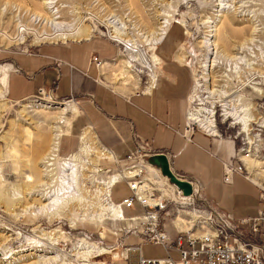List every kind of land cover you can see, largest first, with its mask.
Wrapping results in <instances>:
<instances>
[{
  "label": "rangeland",
  "instance_id": "1",
  "mask_svg": "<svg viewBox=\"0 0 264 264\" xmlns=\"http://www.w3.org/2000/svg\"><path fill=\"white\" fill-rule=\"evenodd\" d=\"M57 23L65 24L61 30L91 31L87 38L102 37L118 47L119 54L107 67L105 76L112 88L124 93L149 85L157 71L154 56L158 55V48L171 43L180 45L195 79L189 99L191 128L212 135L206 125L211 123L219 134L215 137L231 143L234 148L231 167L242 168L247 177L240 161L243 151H250L253 158L264 163V0H0V264H45V259L52 257H59L64 264H78L83 261L79 256L80 248L86 246L95 248L98 254L83 264H121L127 256L131 257L127 249L134 247L133 242L138 237L141 243H147L142 246L145 258L163 257L165 250L149 242L143 222L118 221L120 216L112 219L100 209L103 201L99 194L106 183L141 169L140 179L149 183L157 199L164 198L158 213L162 229L171 225L178 234L176 221L181 217L189 221L188 230L200 233L203 226L210 232L206 222L211 223L210 218L215 220L216 212L203 193L198 194L188 209L170 202L172 187L164 184L167 179L163 178L162 182L142 164L141 154L132 155V159L122 164L103 160L100 149L103 147L92 136L95 151L88 158L81 150L82 143L72 156H60V139L70 132L75 113L68 114L62 123L54 118L62 110H71L72 103L55 98L48 100L39 94L17 104L9 101L5 89L6 66L18 54L35 53L49 43L86 39L59 40L61 35L75 31L58 34L61 27L56 26ZM111 25L118 27L126 40H133L130 44H136L137 53L146 57L147 68L132 60L136 58L133 56L136 51L132 52L129 44L111 38L114 35ZM225 29L236 33L250 29L253 37L240 40L243 46L237 43L239 39H232L231 52L224 53L217 46ZM229 53L233 54L229 56ZM124 68L135 77L132 83L123 84L124 81L117 78ZM254 68L258 72L252 71ZM255 73L257 80L249 82ZM259 90L261 94L250 99L249 96ZM241 98H245L243 104ZM248 103L252 104L254 116L249 127L252 146L243 133L245 118L239 107ZM236 114L239 116H234ZM192 115L196 120L190 121ZM84 132L77 134L78 139H82ZM56 142L58 149L53 152ZM43 147L45 152H40ZM134 165L138 166L131 169ZM75 168L83 176L79 178L84 190L82 202L75 199L77 190L67 182ZM262 169L264 171V165ZM262 171L258 172V183L264 187ZM122 188V185L116 187L115 203L125 194ZM61 191L74 199L66 208L65 217L49 219L46 214H40L36 206L32 208L35 204H51ZM47 193L49 197H43ZM186 211L197 220L186 216L183 213ZM212 224L216 227L217 223Z\"/></svg>",
  "mask_w": 264,
  "mask_h": 264
},
{
  "label": "crops",
  "instance_id": "2",
  "mask_svg": "<svg viewBox=\"0 0 264 264\" xmlns=\"http://www.w3.org/2000/svg\"><path fill=\"white\" fill-rule=\"evenodd\" d=\"M118 54V47L102 37L49 43L35 53L18 54L6 66V95L10 102L17 104L35 98L43 89L52 92L55 99L73 104L75 120L70 132L60 139V156L66 158L78 152L80 131L95 136L103 147L100 149L110 153V161L121 164L127 163L139 147L164 152L169 154L176 172L200 184L206 201L217 214L236 220L257 217L263 209L260 196L264 187L252 179L246 167L249 177L235 172L230 182L225 181V168L231 166L233 157L232 144L201 130L192 129L186 134L195 79L180 45L171 43L158 48V55L154 56L157 71L152 80L132 93L117 91L106 80L107 67ZM119 185L125 194L115 203L113 197ZM112 188L110 200L120 211L118 221L131 222L146 216L138 203L133 208L123 205L132 192L122 176ZM165 227L168 243L173 244L177 232L171 225ZM140 238L133 242L136 250L127 253L131 257L126 254L121 264H140L141 257L147 259L142 250L147 243H141ZM155 245L165 250V255L155 260H166L170 255L179 264L178 251ZM190 264H202V259L192 260Z\"/></svg>",
  "mask_w": 264,
  "mask_h": 264
},
{
  "label": "built area",
  "instance_id": "3",
  "mask_svg": "<svg viewBox=\"0 0 264 264\" xmlns=\"http://www.w3.org/2000/svg\"><path fill=\"white\" fill-rule=\"evenodd\" d=\"M97 64L99 66L101 62ZM39 96H46V98L54 97L52 92H46L43 89H40ZM191 130V125L188 123L186 134L188 135ZM136 154L142 155L143 160L141 161L145 166L148 164V158L158 154H164L170 160L169 154L164 152H153L147 147H139ZM132 158V155L128 157V159ZM135 166L138 165L132 166L131 169ZM225 170L226 182H230L231 175L235 172L244 174L242 168L230 166L226 167ZM172 172L177 178L187 181L192 185L193 195L191 197H184L178 189L179 192L171 188V184L167 179V182L164 184L172 189V198L170 202L180 204L182 209H188L189 206H193V201L198 197V194L202 192V188L194 179L179 174L173 168ZM141 177L142 169L133 177L124 178L127 180L132 196L125 200L123 205L126 208H133L134 205L138 203L145 209L146 235L149 236V242L163 245L166 250L175 249L178 251L181 257L179 264H190L192 260H197L198 258L202 259V264H264V190L260 196L263 209L259 212L257 217L236 220L216 213L214 217L215 220L210 218L211 223L206 222V225L213 231L210 230V232H206L207 229H204L203 226L200 233L194 232L192 229L185 231L177 228L178 234L172 244L168 243L169 233L164 228L162 229L159 224L158 213L163 207L164 198L163 196L160 198L159 206L150 203L147 196L151 194L154 195V193L151 191V187L148 186L149 183L145 180H141ZM158 178L160 177L158 176ZM118 207H121V205H118ZM214 222L217 223L215 225L216 227L212 224ZM185 245L187 246L185 247ZM133 250H136V248H129L127 252ZM140 263L176 264L170 255L166 260L144 259L141 257Z\"/></svg>",
  "mask_w": 264,
  "mask_h": 264
},
{
  "label": "bare ground",
  "instance_id": "4",
  "mask_svg": "<svg viewBox=\"0 0 264 264\" xmlns=\"http://www.w3.org/2000/svg\"><path fill=\"white\" fill-rule=\"evenodd\" d=\"M48 3H50V2H48ZM47 3V5H49ZM45 5H46V3H45ZM40 10V9H39ZM47 18H50V16L49 17H47ZM45 19V18H44ZM35 20H37V19H35ZM48 20V19H47ZM41 21V20H40ZM42 21H44V20H42ZM49 21V20H48ZM47 21V22H48ZM54 21V20H53ZM111 24V23H110ZM117 25H118V22L116 23ZM56 26L57 25H60V29L57 31V33L59 34V33H63V32H65V33H70V32H74L73 34H69V35H59L58 37V39L60 40V39H67V38H73V37H76V38H86V39H88L87 37H89V35L91 34V31H82L81 29H78L77 31L76 30H70L71 28H68V29H65V31L64 30H61L62 28H64L65 27V24H60V23H57V24H55ZM112 29H114V30H112V32L114 33V35H112V37L111 38H113V39H116L117 41H119L120 43H124V44H129V46L131 47V51L132 52H135L136 51V54L135 55H133V56H136V58L134 57V58H132V60L133 61H135V62H138V63H140V65H141V67L142 68H147L148 67V62H147V59H146V57L143 55V54H141V53H137V51H139V48L136 46V44H134V45H131L130 44V42L131 41H133V40H126V38H124V35H122V32L120 31V29L118 28V27H113V25H111L110 26ZM58 28V27H57ZM79 28V27H78ZM122 29V28H121ZM250 30V29H249ZM249 30H241L239 33H236V32H234V31H231V30H229V29H225L224 31H223V33L221 34V36H220V45H218L217 47H218V49L220 50V49H223V51H224V53L225 52H231V50H232V46H233V44H232V39H235L236 41H238V39H239V41L237 42V43H241L240 42V40H242L243 41V39L245 38L246 39V41H247V37H253V34H250V31ZM56 33V34H57ZM253 33V32H252ZM57 34V35H58ZM256 35V34H255ZM44 37V36H43ZM51 39V38H50ZM54 39H56V38H54ZM57 39V40H58ZM86 39H84V40H86ZM52 40V39H51ZM80 41V40H79ZM63 43H67V42H63ZM245 45V44H244ZM240 46H243V44L241 43V45ZM239 45H238V47H240ZM251 46V45H250ZM216 47V48H217ZM241 48H238V50H240ZM244 49V48H243ZM243 49H241V50H243ZM222 51V52H223ZM230 54H233V53H229V56H231ZM234 58H236V57H234ZM130 63H128L127 65H129ZM150 66V65H149ZM129 67V66H128ZM116 68V67H115ZM114 68V69H115ZM257 71L255 68L252 70V71ZM246 72V71H245ZM258 72V71H257ZM131 72L128 70V68H124V70L123 71H121L118 75H117V78H119V80L120 81H124L123 82V84H127L128 82L129 83H132V81H134V79H135V77L133 76V75H131L130 74ZM248 73H250V72H248ZM247 74V73H246ZM258 76V75H257ZM249 77V76H248ZM248 79V78H247ZM256 81L257 80V78H256V73L251 77V79H249L248 81L250 82V81ZM247 84H248V82H247ZM246 84V85H247ZM257 94H261L260 93V90H259V92H253L252 93V95L251 96H249L250 97V99H255V97L257 96ZM46 99H48V100H54V97H50V98H46ZM240 100V99H239ZM244 100H245V98H241V104H243V102H244ZM54 102V101H53ZM245 102H248L247 100L245 101ZM251 102V101H250ZM68 104H70V103H68ZM240 105V104H239ZM252 104L250 103H248V104H245V105H241V106H239V107H241V109H242V111H243V116H244V120H245V122H244V126L242 127L243 128V133H245L246 134V136H247V140H248V142H249V144H251V146H252V144H253V142H252V139L250 138V135H249V133H250V130H249V127L251 126V124L250 123H252V122H254L253 120H254V116H253V114H252ZM230 110V109H229ZM239 111H240V109H238ZM236 111V110H235ZM74 113V107L71 109V110H62V112L61 113H59V116H57V117H55L54 119H56L57 121H59V123H62V121H64L65 119H66V117H67V115L68 114H73ZM234 116H239V115H234ZM242 116V115H241ZM233 117V116H232ZM231 117V118H232ZM234 119H235V117H234ZM191 120H196V118H195V115H192V117L190 118V121ZM201 120V119H200ZM206 121V120H205ZM208 122V121H207ZM206 123V122H205ZM206 125H209L208 127L211 129L209 132H211L212 133V135L213 136H218L219 134L217 133V131H215V127L210 123H207ZM93 138L94 137H92V134H90V133H85L84 134V136L82 137V139H81V143H82V145H81V150L83 151V153L85 154V156L88 158L90 155H92L93 154V152L95 151V145H96V143L94 142V140H93ZM50 141V140H49ZM48 141V142H49ZM53 142V141H52ZM58 142H56L55 143V145H53V148H52V151L53 152H56L57 151V149H58V144H57ZM51 145V144H50ZM254 145V144H253ZM45 147V146H44ZM44 147H43V149H41V150H39L40 152H45V150H44ZM97 148V147H96ZM98 149V148H97ZM50 151V150H49ZM101 151H103V150H101ZM100 151V152H101ZM243 152H245L242 156H241V158H240V161L243 163V165L246 167V169H247V171H248V173L250 174V176L252 177V179L255 181H257L258 182V176H259V171L258 170H260V169H262L263 168V165H264V163H262V162H260L259 160H257V159H255V158H253L252 156H251V154H250V151H247V153H246V151H243ZM110 153H103V152H101V155H102V158H103V160H106V161H110V160H112V157L109 155ZM48 155V154H47ZM53 155V154H52ZM50 158V157H49ZM101 158V159H102ZM51 159V158H50ZM47 162V161H46ZM47 163H49V162H47ZM47 165V164H46ZM68 167V166H67ZM146 167L153 173H155L156 174V176L158 177H160L161 179H163L164 177H162V175H160V171L159 170H157V169H155L154 167H152L151 165H149V164H146ZM69 168V167H68ZM263 170V169H262ZM67 171V170H66ZM65 172V171H64ZM139 172H136V173H133V172H130L129 174H127V176H125L124 178H130V177H133L134 175H136V174H138ZM262 173H264V172H262ZM154 174V175H155ZM153 174H151V176L153 177L154 176ZM36 177V176H35ZM66 177V176H65ZM68 177V176H67ZM69 177H71L67 182H71L72 183V185L71 184H69V186H74L75 188H76V190H77V192H76V195H75V199L77 198L80 202H82L83 201V198H82V192L84 191H82V189H81V187H80V185H79V178L80 177H83L82 175H80L79 173H78V170H77V168H75V171H74V174L73 175H71V176H69ZM29 178V177H28ZM31 178V177H30ZM164 179H166V178H164ZM30 180V179H29ZM118 179H116V178H113V179H111V181H109L108 183H106V188L104 189V190H102V192H101V194H99L100 196H101V199H102V201L103 202H101V206H100V209H101V212H102V214H106V213H109L110 214V216H111V218L112 219H114V218H116V217H118V216H120V211L118 210V208L117 207H115L110 201H109V198H108V194H109V192H110V188L115 184V182L117 181ZM149 186V185H148ZM173 189H177L175 186H171ZM37 191V190H36ZM47 191V190H46ZM64 192H66L65 190H63ZM63 191H61V193H60V195H59V193L58 194H56V196L58 197V198H56L54 201H52V203L51 204H45V205H43V204H35L34 205V207H32L33 209L35 208V206H36V209L37 210H39V213L40 214H46V216L50 219V218H52V217H60V218H63V217H65L66 215V208L68 207V205L74 200V199H71V197H72V195H70V196H67L65 193H63ZM152 191V190H151ZM74 192V191H73ZM177 192H179V191H177ZM33 193V192H32ZM68 193V192H67ZM33 196V195H32ZM38 197V196H37ZM43 197H45V198H47V197H49V194L47 193V194H43ZM60 197H62L63 199H60ZM44 198V199H45ZM50 199V198H49ZM147 199H148V201L150 202V203H152L153 205H155V206H159L160 205V199H156L155 198V195H148L147 196ZM43 200V199H42ZM40 201V200H39ZM84 204V203H83ZM120 209H121V207H119ZM184 214H186V216H188V217H190V216H192V219L194 220H197V218H195V216L194 215H192L191 213H187V211L186 212H183ZM121 218V217H120ZM48 219V220H49ZM117 219V218H116ZM145 218H140V219H131V222H137V221H141V222H145ZM177 225H178V227L181 229V230H188V228H189V221H186L185 219H183V218H181V217H179L178 219H177ZM74 223V222H73ZM192 223V222H191ZM177 227V228H178ZM105 251V250H104ZM98 254V252H97V250L95 249V248H92V247H88V246H86V247H82V248H80V252H79V256H80V258L81 259H83V261H78V264H83V262H87L86 260H88V259H95V257H96V255ZM105 254H107V252H104V255ZM45 258V257H44ZM76 262V261H75ZM44 263L45 264H64V262L59 258V257H52V258H49V259H45V261H44Z\"/></svg>",
  "mask_w": 264,
  "mask_h": 264
},
{
  "label": "water",
  "instance_id": "5",
  "mask_svg": "<svg viewBox=\"0 0 264 264\" xmlns=\"http://www.w3.org/2000/svg\"><path fill=\"white\" fill-rule=\"evenodd\" d=\"M147 163L152 167L158 169L162 176L169 180L172 186L182 193L184 197H191L193 195L192 185L184 180H181L175 176L172 172L171 162L164 154H158L147 159Z\"/></svg>",
  "mask_w": 264,
  "mask_h": 264
}]
</instances>
